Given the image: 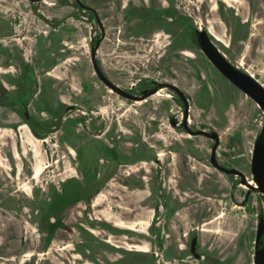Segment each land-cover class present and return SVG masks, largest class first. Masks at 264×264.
<instances>
[{"label": "rangeland", "instance_id": "374dc122", "mask_svg": "<svg viewBox=\"0 0 264 264\" xmlns=\"http://www.w3.org/2000/svg\"><path fill=\"white\" fill-rule=\"evenodd\" d=\"M78 1L94 16L73 0H0V86L14 98L29 76L25 100L40 91L28 105L39 121L53 119L42 112L44 99L54 107L64 97L63 105L76 109L57 113L55 133L32 134L47 139L46 170L33 180L32 153L14 159L24 122L0 97V264H253L263 196L211 166L212 140L171 126V119L182 123L184 111L174 92L162 88L140 104L125 100L97 78L90 53L98 36L101 70L130 95L152 89L150 81L176 86L189 100L188 127L216 132L217 162L252 181L264 115L213 67L194 30L216 33L222 42L209 35L227 60L264 87V0ZM33 8L60 25L45 24ZM136 172L143 186L135 193L144 201L122 224L129 230L115 232L102 224L103 207L94 208L93 199L110 205L106 218L111 209L128 211L120 203L128 193L122 178ZM55 219L64 228L49 233ZM193 235L199 260L189 252Z\"/></svg>", "mask_w": 264, "mask_h": 264}, {"label": "water", "instance_id": "95a60500", "mask_svg": "<svg viewBox=\"0 0 264 264\" xmlns=\"http://www.w3.org/2000/svg\"><path fill=\"white\" fill-rule=\"evenodd\" d=\"M78 5L81 8L95 11L83 4H81L78 0ZM96 21L101 26L99 19L96 17ZM197 37V42L200 50L206 56V58L211 62V64L223 75L230 83H232L236 88H238L241 92H243L246 96H248L255 104L259 107L264 115V87L255 80L251 75L245 74L242 71L233 67V65L227 60L225 55L219 51V49L215 46L213 41L211 40V36L209 32L206 30L198 29L195 32ZM103 38V31H102ZM101 39H98V36H95L92 41L90 60L92 64V68L97 78L113 93L119 95L123 99L130 101H142L151 95H154L162 88H168L174 91L184 106L183 111V119L181 123V127L185 130V132L191 136H204L214 142L211 148L210 154V164L213 168L218 170L219 172L226 175H236L241 178V183L246 185L250 191L259 192L264 197V125L261 130L260 135L256 138L254 143L252 158H251V174L253 176L252 181L255 186H250V184L246 181L245 176L238 170L234 169H226L220 166L216 160V150L219 146V138L216 132H207L204 130L192 131L188 127V111H189V100L187 96L181 92L176 86L171 84H162L157 83L155 81H151V85L153 88L150 90H145L140 96H133L127 93L126 91L120 89L117 85L111 82L102 72L99 64L96 60V52L99 47ZM30 98H28L29 100ZM25 124V123H24ZM172 127L176 126V121L171 119L170 122ZM26 125V124H25ZM27 126V125H26ZM264 234V219L263 217H259L257 228H256V236H255V252H254V261L253 264H264V242H262V237ZM197 246V238H193L190 244V252L195 259L199 258V255L196 253Z\"/></svg>", "mask_w": 264, "mask_h": 264}, {"label": "flooded vegetation", "instance_id": "af4514ba", "mask_svg": "<svg viewBox=\"0 0 264 264\" xmlns=\"http://www.w3.org/2000/svg\"><path fill=\"white\" fill-rule=\"evenodd\" d=\"M31 2H37L38 0H30ZM74 1V6L76 7H80L78 5V2L77 0H73ZM220 2H223L224 4L228 5V6H233L237 1L236 0H218ZM81 8V7H80ZM84 10H87L89 11L90 15H94L93 11L92 10H89V9H85V8H82ZM197 30V29H196ZM196 30H194V35H195V39H196V42H197V37H196ZM209 34L214 37L216 40L218 41H221V38L216 34L214 33L213 31L209 30L208 31ZM197 45H198V42H197ZM206 57V56H205ZM210 62V61H209ZM211 63V62H210ZM233 65V64H232ZM242 65V64H240ZM100 67V66H99ZM214 67V66H213ZM233 67H235L236 69L240 70L239 67L233 65ZM215 68V67H214ZM216 69V68H215ZM217 70V69H216ZM2 71V70H0ZM218 71V70H217ZM241 71V70H240ZM103 72V71H102ZM219 72V71H218ZM243 72V71H242ZM245 73V72H243ZM220 74V72H219ZM247 74V73H245ZM105 75V74H104ZM221 75V74H220ZM249 75V74H248ZM106 76V75H105ZM230 85H232L234 88H236L232 83H230L223 75H221ZM107 77V76H106ZM30 79H29V76L28 78H24V82H23V85H22V90H20L19 92V95H16L14 96V98L12 97V93L11 92H8L6 91V94L4 96H1L0 97H3V98H6L8 100V105L10 108H15L14 110V113L21 119V121H23L25 124H21L22 126L19 127V130L23 132V135L25 136V139L24 141H22L21 143V153L20 154H17V152H15V155H14V159L16 161H19L21 160V155L23 157H28L29 156V153H32V158L35 160V166L33 168V172H32V179L33 180H36L38 179L46 170V163L44 162L45 158H44V155H43V152H42V147H43V143H46L47 142V139H44V140H39L37 138H35L32 134L34 133L36 136H48L49 134L51 133H55L56 131H53V130H57L56 129V126L57 125H54V121L56 118H58L57 116V113L59 112H62V114H65L66 112H72V111H76V109L73 107V106H64L63 104L64 103H67L66 101H68V99L66 98H62L61 101L57 100V101H54L56 102V104L54 105V107H50L48 104L49 102L44 99V102H45V108L42 109V112H46L47 114H49L53 119H51L49 122H43V121H39V120H36L34 118V116L28 111V105L30 102L33 101V97L34 95H38L40 91H37L35 94H33V97L32 99L28 102L25 100V98L28 97V93L26 92V89L29 88V85H30ZM151 82V81H150ZM148 83V87L150 88H153V85H151V83ZM150 84V85H149ZM31 86V85H30ZM263 86V85H262ZM25 88V89H23ZM239 92H241L238 88H236ZM170 90V89H169ZM125 91V90H124ZM145 90L142 91V93L144 92ZM172 91V90H171ZM109 92L111 93V90H109ZM127 92V91H126ZM160 92V91H159ZM158 92V93H159ZM174 92V91H172ZM129 93V92H127ZM175 93V92H174ZM243 95H245L243 92H241ZM130 94V93H129ZM176 94V93H175ZM177 95V94H176ZM119 96V95H118ZM157 96V94H156ZM178 96V95H177ZM246 96V95H245ZM248 97V96H247ZM122 98V97H121ZM249 98V97H248ZM250 99V98H249ZM126 100V99H125ZM251 100V99H250ZM252 101V100H251ZM59 102L62 103L60 106H59ZM141 102H136V104H140ZM255 103V102H254ZM52 104V101L51 103ZM49 106V107H48ZM176 125L178 126H181V124H177L176 122ZM264 125V123H263ZM263 128V126H262ZM262 130V129H261ZM194 131V130H192ZM211 133V132H209ZM261 133V131H260ZM260 135V134H259ZM258 135V136H259ZM257 136V137H258ZM204 137V136H203ZM207 138V137H206ZM27 139H29L31 142L30 144L28 143ZM256 141V140H255ZM70 154H74L73 151H70ZM16 157V158H15ZM163 155H159V160H163L164 158H162ZM252 158V156H251ZM220 166L226 168V169H229L227 168L226 166L218 163ZM3 165V162H2V158L0 156V166ZM36 166H40L42 167V170H41V173L39 174V176H37L36 178H34V170L36 168ZM235 170V169H234ZM251 171V169H250ZM223 174V173H222ZM226 175V174H225ZM233 176H236V175H233ZM245 176V175H244ZM240 179L241 181V178L239 176H236ZM188 181L190 183V185H192V187H194V184H195V175L193 173H190L188 172ZM253 178V176H252ZM246 179V177H245ZM123 180V183H125V185L127 186L126 187V191H128V193H124L123 195H121V198H120V203H123L122 206H127L129 207L130 209L128 211H122V213H118V214H113L112 212V209H111V216L109 217H105L104 216V204L105 205H108L110 206L109 204H106L105 200H102L101 197H96L93 199V204L92 206L94 208H97V207H103V211L101 212V215H102V223L104 226L108 227L109 229L115 231V232H124L125 230H129V228H125L122 224L124 223H129L127 222L130 217H132L135 213V210H136V207H138L144 200H141L138 195L135 193L136 190L138 189H141L142 186H143V181H142V173H132V174H127L126 177H123L122 178ZM247 181V179H246ZM250 186H255L254 182L253 181H247ZM246 186V185H245ZM25 189H28V187H24ZM120 194H122V192L120 191ZM247 192H246V195L245 197H247ZM130 196L133 197L134 200H136V205H133V206H129L128 205V200H130ZM264 198V197H263ZM102 201V202H101ZM78 201H74V202H70L72 203L73 205H75ZM104 202V203H103ZM103 203V204H102ZM199 205V204H198ZM112 206V205H111ZM202 206V205H201ZM199 207L201 209H203L202 207ZM122 214V215H121ZM127 216V218H126ZM261 217V216H260ZM263 217V216H262ZM122 218V219H121ZM129 218V219H128ZM264 219V217H263ZM134 222V221H133ZM64 228L63 224L59 222V220L55 219L53 220L52 224H50L49 226V233L50 232H53L57 229H62ZM204 231V230H203ZM92 233L95 234V231H91ZM264 236V234H263ZM196 236L193 235L191 237V240H190V244H191V241L193 238H195ZM197 238V237H196ZM263 238V237H262ZM108 243L110 241H107ZM264 242V241H262ZM190 244H189V252H190ZM132 248H134L136 251L138 252H143V253H146L147 250L145 248H141L140 246H132ZM198 243H197V246H196V253L199 255V258L196 259V260H199L201 259V255L198 253ZM28 253V254H27ZM24 257H26L27 259L26 260H29L30 258L33 257V253L31 252H27ZM191 254V252H190ZM30 255V256H28ZM192 255V254H191ZM194 258V257H193ZM195 259V258H194Z\"/></svg>", "mask_w": 264, "mask_h": 264}, {"label": "trees", "instance_id": "16d2710c", "mask_svg": "<svg viewBox=\"0 0 264 264\" xmlns=\"http://www.w3.org/2000/svg\"><path fill=\"white\" fill-rule=\"evenodd\" d=\"M33 13L37 17H39V19H41L45 24L49 25L52 28L58 27L60 25V23H61L60 20H48V19L44 18L41 14H39L37 12L36 8H33ZM91 16H94V15H91ZM5 94H6V90L0 86V95L4 96ZM33 135L36 136L34 133H33Z\"/></svg>", "mask_w": 264, "mask_h": 264}, {"label": "bare ground", "instance_id": "6f19581e", "mask_svg": "<svg viewBox=\"0 0 264 264\" xmlns=\"http://www.w3.org/2000/svg\"><path fill=\"white\" fill-rule=\"evenodd\" d=\"M160 95V93H157V96H159ZM22 126V125H21ZM16 158V157H15ZM40 172H41V170H40V166H36V168H35V171H34V177H36V176H38L39 174H40ZM134 200H133V197L132 196H130V200H128V205L129 206H133L134 205V202H133ZM120 213H122V212H120ZM122 215V214H121ZM126 218H127V216H126ZM122 219V218H121ZM129 219V218H128ZM28 254V253H27ZM28 256H30V255H28ZM26 258V257H25ZM27 259V258H26Z\"/></svg>", "mask_w": 264, "mask_h": 264}]
</instances>
